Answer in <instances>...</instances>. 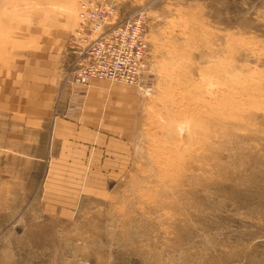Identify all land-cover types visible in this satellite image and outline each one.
Listing matches in <instances>:
<instances>
[{
    "label": "rangeland",
    "instance_id": "rangeland-1",
    "mask_svg": "<svg viewBox=\"0 0 264 264\" xmlns=\"http://www.w3.org/2000/svg\"><path fill=\"white\" fill-rule=\"evenodd\" d=\"M79 1L0 0V264H264V0H119L143 65L78 91L84 157L47 107Z\"/></svg>",
    "mask_w": 264,
    "mask_h": 264
},
{
    "label": "built area",
    "instance_id": "built-area-1",
    "mask_svg": "<svg viewBox=\"0 0 264 264\" xmlns=\"http://www.w3.org/2000/svg\"><path fill=\"white\" fill-rule=\"evenodd\" d=\"M118 1H79L68 45L76 55L70 80L81 90L93 79L129 85L139 79L145 49L142 15L135 11L117 18Z\"/></svg>",
    "mask_w": 264,
    "mask_h": 264
},
{
    "label": "crops",
    "instance_id": "crops-1",
    "mask_svg": "<svg viewBox=\"0 0 264 264\" xmlns=\"http://www.w3.org/2000/svg\"><path fill=\"white\" fill-rule=\"evenodd\" d=\"M69 36H70V33H66V35L64 36V40H62L61 45L58 46V55H61L64 59V66L60 68V71L66 70V73H68V74L71 73V71H72V69L70 70V67L72 66V63L76 57V55L72 51V49L69 48V45H68ZM65 66H66V68H65ZM69 77H70V75H69ZM94 80H101V79H93L92 81H94ZM65 81H67V80H65ZM71 85H73V84H71V83L69 84L68 82H66V83L64 82L62 84V87H61L59 93L57 92V94H55V96H52V99L51 98L47 99V102L49 103V104H47V107L50 106V112H49L50 125H51V122L54 120V126L55 127L53 126V131L54 132L56 131V137L57 138H59V137L66 138L68 135H64V132H60V131H63V130H65V128H68V125L62 124L60 121L68 120L70 122H73L74 124H71V125H73L74 127L76 126V128L74 130H72L71 135H72V137H74V140H76V141H74V142H76V145H71L72 149L70 151H72L73 147H75L76 150H74L73 152L79 156L83 155V157H84L85 149L82 148V153H81L80 147H84L86 145L79 144L80 140H78L76 138V137L80 136V133L83 131V130H81V128H83V127H80V125L77 126V125H75V123L79 124L81 122L80 116H81V112L83 110V107L85 106V103H86L87 91H85L84 94H79L78 91L81 89H79L78 87H73V89H72ZM57 91H58V89H57ZM76 91L78 93H75ZM89 95L92 96L93 92L90 91ZM68 105L69 106L71 105L72 107H69ZM93 112H95V111L93 110ZM92 124H93V129H94L96 122H92ZM87 132L91 138V141L93 142L94 141L93 130L87 129ZM91 147L94 148L95 146L94 147L91 146ZM68 154H66L65 156H71L72 155L71 153H68ZM80 154H82V155H80Z\"/></svg>",
    "mask_w": 264,
    "mask_h": 264
}]
</instances>
